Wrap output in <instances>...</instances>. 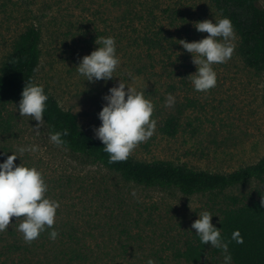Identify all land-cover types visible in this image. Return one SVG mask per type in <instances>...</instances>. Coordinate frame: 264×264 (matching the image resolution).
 Here are the masks:
<instances>
[{
    "label": "rangeland",
    "instance_id": "1",
    "mask_svg": "<svg viewBox=\"0 0 264 264\" xmlns=\"http://www.w3.org/2000/svg\"><path fill=\"white\" fill-rule=\"evenodd\" d=\"M260 2L264 7V0ZM219 19L212 0H0V65L14 40L36 26L42 32V60L35 81L63 109L78 115L83 130L94 137L93 128L101 124L102 98L122 80L152 102V119L157 121L154 135L130 153L133 158L230 174L264 158V77L246 67L235 35L232 58L212 66L216 86L198 93L187 80L197 71L192 55L179 44L208 35L195 29L196 22ZM99 36L115 39L120 64L112 80L89 83L75 69L79 58L96 50ZM152 38L161 48H148L146 41ZM169 94L175 98L173 107L165 106ZM12 110L16 134L0 143V157L6 153L4 146L13 152L19 146L37 147L16 161L42 173L45 195L60 203L53 227L78 235L79 248L91 254L94 264H146L148 258L156 264H189L181 254L195 237L191 224L202 211L212 213L214 226L218 223L223 196L187 197L126 183L50 143L46 123L37 134L36 121L20 117L18 107ZM170 116L179 117L176 137L161 131ZM259 192H264V184L254 182L225 195L258 198ZM223 260L211 247L201 264Z\"/></svg>",
    "mask_w": 264,
    "mask_h": 264
},
{
    "label": "trees",
    "instance_id": "2",
    "mask_svg": "<svg viewBox=\"0 0 264 264\" xmlns=\"http://www.w3.org/2000/svg\"><path fill=\"white\" fill-rule=\"evenodd\" d=\"M260 1L212 0V7L221 19L227 17L231 20L239 41L238 53L246 67L264 77V7ZM146 42L151 50H158L162 46L154 38ZM41 46L42 32L36 26H31L14 40L10 53L0 65V143L9 142L16 134V116L12 109L19 106L27 81L36 83L35 75L42 60ZM45 93L49 99L44 119L49 131H69L68 136L62 137L66 141L63 148L119 175L129 184L146 189L174 190L187 197L208 194L218 199L223 196L225 208L220 210L221 216L215 227L222 230L221 236L229 242L232 263L264 264V207L261 206L264 192H259L258 198L225 195L227 191L246 187L254 182L264 184V158L230 174L198 171L169 161L142 162L131 155L124 161L110 163L109 155L103 150L105 146L82 129L78 115L63 109L48 90ZM179 127V117L170 116L165 120L161 131L164 136L176 137ZM3 151L6 153L4 157H0V163L13 153L8 146H4ZM15 163L20 164L17 161ZM235 230H239L243 238L242 244L231 240ZM50 231L51 229H47L38 239L26 243L22 234L10 224L8 230L0 232V264L92 262L91 254L88 256L84 249L79 248L82 240L78 235L58 229L56 231L59 236L53 241L49 238ZM210 248V244L203 245L195 235L181 258L189 264H201ZM214 251L222 253L220 249L214 248Z\"/></svg>",
    "mask_w": 264,
    "mask_h": 264
},
{
    "label": "clouds",
    "instance_id": "3",
    "mask_svg": "<svg viewBox=\"0 0 264 264\" xmlns=\"http://www.w3.org/2000/svg\"><path fill=\"white\" fill-rule=\"evenodd\" d=\"M195 29L199 33L208 35L194 42L180 40L181 47L192 55V62L197 71L190 75L193 90L206 93L217 84V74L214 64H223L232 58L234 53L235 31L232 22L225 17L212 22L205 20L196 22ZM98 47L90 55L79 58L76 71L89 83L108 81L114 78L120 61L117 56L116 42L113 37L99 36L95 41ZM49 97L42 85L28 80L21 93L18 111L20 117H31L37 122L34 129L39 134L41 127L46 123L44 113ZM104 105L98 113L101 124L93 128L94 137L105 147L103 150L109 155V162L124 161L134 148L149 140L157 128V121L152 119L154 106L147 100L143 92L127 86L122 80L108 89L103 96ZM175 98L169 94L165 101L166 107H173ZM69 135L68 129L63 131L50 130L49 142L57 147H65L66 141L62 137ZM34 145L19 146L15 152L7 156L0 163V232L14 227L15 231L23 236L26 243L38 239L47 229L49 238L55 241L59 233L53 228L57 209L60 203L48 198L45 194L48 186L42 173L35 167H26L15 162L26 153L37 151ZM136 196V193H132ZM261 206L264 207V196H261ZM199 218L191 224L195 235L203 245L222 250L223 264H232L233 257L229 252V242L221 236V229L212 223L213 215L209 211L199 213ZM17 218L11 223L12 218ZM22 218V219H20ZM231 240L238 244L243 243L239 230L232 233ZM146 264H156L148 258Z\"/></svg>",
    "mask_w": 264,
    "mask_h": 264
}]
</instances>
